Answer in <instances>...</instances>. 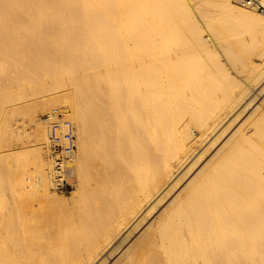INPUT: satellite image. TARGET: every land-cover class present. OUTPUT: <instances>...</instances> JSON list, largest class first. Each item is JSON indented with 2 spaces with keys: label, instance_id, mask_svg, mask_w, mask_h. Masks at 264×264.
I'll list each match as a JSON object with an SVG mask.
<instances>
[{
  "label": "bare ground",
  "instance_id": "1",
  "mask_svg": "<svg viewBox=\"0 0 264 264\" xmlns=\"http://www.w3.org/2000/svg\"><path fill=\"white\" fill-rule=\"evenodd\" d=\"M0 264H264V12L0 0Z\"/></svg>",
  "mask_w": 264,
  "mask_h": 264
},
{
  "label": "built area",
  "instance_id": "2",
  "mask_svg": "<svg viewBox=\"0 0 264 264\" xmlns=\"http://www.w3.org/2000/svg\"><path fill=\"white\" fill-rule=\"evenodd\" d=\"M243 2L249 4L251 7L256 8L259 11L264 12V3L263 0H242ZM44 123L47 125H54L55 122H52L51 117L48 114H43L41 116ZM51 139H54V137H51ZM66 145H57L56 142H51L50 148L48 149L47 155L52 160L56 159L58 161H61L64 163L65 166L57 165V167L51 169V173L55 177L56 180V189L60 191L61 193H68L73 188V184H71L70 176L71 173V161L70 157L68 158V150H71L70 148H65ZM69 159V161H68ZM59 173H58V172Z\"/></svg>",
  "mask_w": 264,
  "mask_h": 264
},
{
  "label": "rangeland",
  "instance_id": "3",
  "mask_svg": "<svg viewBox=\"0 0 264 264\" xmlns=\"http://www.w3.org/2000/svg\"><path fill=\"white\" fill-rule=\"evenodd\" d=\"M41 116H42V115H41ZM59 117H61V115H59ZM72 189H73V188H72ZM72 189H71V190H72ZM71 190H70V191H71ZM64 194H65V195H68V194H69V192H68V193H64Z\"/></svg>",
  "mask_w": 264,
  "mask_h": 264
}]
</instances>
